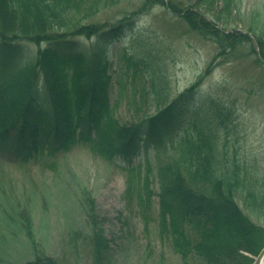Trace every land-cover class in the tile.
Instances as JSON below:
<instances>
[{"label":"trees","instance_id":"obj_1","mask_svg":"<svg viewBox=\"0 0 264 264\" xmlns=\"http://www.w3.org/2000/svg\"><path fill=\"white\" fill-rule=\"evenodd\" d=\"M194 1L179 7L173 1L143 0L141 9L166 6L192 32L217 46L214 62L235 61L245 48L246 57L264 67V24L260 35L254 26L246 33L225 27L234 10L239 11L240 0ZM101 3L0 0V149L27 162L54 159L84 144L126 172L125 198L135 202L144 231L154 222L153 198H159L157 234L183 264H253L249 255L257 256L264 246V227L252 222L238 200L264 212V178L254 177L236 152L231 154L228 107L201 93L213 62L171 99L166 90L155 88L150 52L129 59L134 70L140 67L145 73L150 90L143 88L142 96L155 113L128 124L111 119L107 49L134 22L90 21ZM31 44L37 46L33 53L28 51ZM118 79L123 80L121 75ZM142 147L155 151V175L149 166L142 172L132 165ZM155 180L158 192L152 188ZM91 205H85L90 233L70 230L69 244L75 246L81 238L90 248L92 264H111L110 242ZM19 218L34 253L26 264H63L39 249L29 214L21 211Z\"/></svg>","mask_w":264,"mask_h":264},{"label":"rangeland","instance_id":"obj_2","mask_svg":"<svg viewBox=\"0 0 264 264\" xmlns=\"http://www.w3.org/2000/svg\"><path fill=\"white\" fill-rule=\"evenodd\" d=\"M142 1L103 0L92 18L93 22L102 24H114L125 17L135 19V27L109 48L114 72L112 114L122 123L155 112L139 96L130 99L132 83H127L128 91L124 92L123 99H117L118 73L123 74V81L132 80L133 74L126 61L120 59L126 57L122 56L123 52L129 55L133 49L134 53L147 49L154 59L151 69L157 74L155 88L166 90L171 99L204 72L216 53L215 44L190 31L166 6L154 4L142 12ZM169 1L179 7L195 3L194 0H165ZM234 11L226 29L247 32L248 27L254 26L255 33L261 34L264 0H240L239 11ZM134 39L138 46L129 52L124 43ZM35 49L30 46L31 52ZM201 93H209L230 107L226 124L231 154L236 152L254 177L264 178L263 66L253 56L216 65L205 76ZM125 180L126 174L118 166L92 155L82 145L54 161L29 163L15 162L7 152L0 151V264H26L34 259L23 219L19 218L21 211L29 214L35 242L46 257L63 264H92L90 248L81 238L75 246L69 244L70 230L80 235L91 231L85 213L88 202H92L90 210L93 206L110 242L111 264H183L169 244L159 239L154 223L144 231L136 208L126 203ZM239 204L254 224L264 227V212L258 214L245 207V202L239 201ZM157 205L155 199L156 212ZM249 257L255 260L257 256Z\"/></svg>","mask_w":264,"mask_h":264},{"label":"water","instance_id":"obj_3","mask_svg":"<svg viewBox=\"0 0 264 264\" xmlns=\"http://www.w3.org/2000/svg\"><path fill=\"white\" fill-rule=\"evenodd\" d=\"M264 259V249L260 252L255 264H261V261Z\"/></svg>","mask_w":264,"mask_h":264},{"label":"bare ground","instance_id":"obj_4","mask_svg":"<svg viewBox=\"0 0 264 264\" xmlns=\"http://www.w3.org/2000/svg\"><path fill=\"white\" fill-rule=\"evenodd\" d=\"M261 264H264V259H263V261L261 262Z\"/></svg>","mask_w":264,"mask_h":264}]
</instances>
